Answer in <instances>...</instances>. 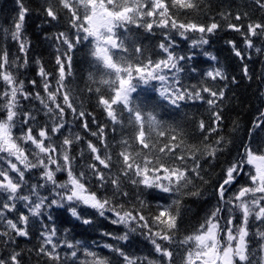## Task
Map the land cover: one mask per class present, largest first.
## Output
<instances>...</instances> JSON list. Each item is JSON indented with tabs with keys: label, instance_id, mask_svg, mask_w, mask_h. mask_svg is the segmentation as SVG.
Instances as JSON below:
<instances>
[{
	"label": "snow or ice",
	"instance_id": "1",
	"mask_svg": "<svg viewBox=\"0 0 264 264\" xmlns=\"http://www.w3.org/2000/svg\"><path fill=\"white\" fill-rule=\"evenodd\" d=\"M255 3L264 10V0H255ZM57 4L58 7L49 3L44 8L46 16L56 21L60 10H65L68 23L75 31L72 36L61 31L54 37L58 53L55 59V88L51 83L52 74L45 71L39 60L35 61L43 94L40 91L28 92L24 81L16 74L28 66L30 45L24 34V25L29 9L24 0H16L18 11L11 29H3L6 37L18 45L21 55L10 59L7 49L0 50V84L3 86L0 88V242L9 247L16 244L17 237L30 238L31 218L46 217L51 221L54 219L51 214L53 208H66L75 220L90 225L93 220L78 211L83 206L110 220L111 224L127 229L119 235L103 232V236L127 243L130 233L142 230L140 234L153 246L158 257L134 256L117 245L103 244V248L119 258L117 264H174V252L170 246L176 243L183 246L181 264H264V230L261 227H257L255 233L250 230V222L264 226V149L254 151L250 145H245L244 152L225 169L216 188L218 205L194 232L176 240L183 197L201 195L194 184V178L204 181L200 160H214L217 153L224 150L221 147L224 137H218L214 144L204 143L202 147L189 144L182 130L166 125L158 112L165 105L180 108L181 102L186 101L206 103L212 112L214 125L203 138L207 141L211 133L218 130L222 120L220 111L216 109L225 93L223 89L217 91L206 84L198 88L185 87L181 74L186 71L185 63L192 61L196 53L177 55L171 33L190 40L191 49H202L209 44L208 37L216 33L220 24L215 20L207 25L184 22L172 11H199L197 0H57ZM221 15L228 20L231 14ZM242 18L240 14L235 16L237 21ZM129 26L143 28L149 33L154 28L165 30L162 33L163 41L158 45L160 58L144 57V50L139 44L129 46L118 33L119 29L128 32ZM227 27L241 33L247 49L254 48L253 38L264 39V23H249L246 32L239 24L229 22ZM189 33L199 35L190 37ZM82 43L90 46L89 55L99 73L98 77L90 75L89 79L97 87L88 91L97 94V105L113 125V132L117 131V125L123 129L125 121L132 129L130 135L121 137L116 161L107 142V126L98 125L95 131L89 127L87 117L93 114L76 108L65 83L67 77L72 75V53ZM228 44L234 55L243 60L244 53L235 43L228 41ZM61 46H64L63 51ZM256 51L261 50L257 48ZM203 55L211 61L217 59L206 51ZM190 71L195 72L196 69L191 68ZM244 74L248 76L246 66ZM204 75L212 81L227 80L219 67ZM30 83L34 88L37 86L36 80ZM157 83L159 87H156ZM141 89L145 93L149 89L155 91L159 99L145 96L141 100L139 95H134ZM105 90L108 95L102 94ZM204 94L209 98L206 99ZM31 100L38 101L40 108L30 109L24 103ZM69 112L103 146L102 151L92 141L87 142L93 162L86 165L87 170L82 168L78 173L74 170L75 157L71 153L73 145L83 137L64 134ZM39 113H43L46 121H41ZM260 117L264 118V112ZM261 118L254 127L264 123ZM93 123H96L94 116ZM198 127L201 132L205 131L203 120ZM114 165L119 166L118 174L112 173ZM36 171L39 180L30 183L28 174H35ZM57 173H65L66 179L58 181ZM242 176L247 178V182L226 196ZM122 178L137 189L145 190L137 193L139 208L134 205L126 209L123 203L115 202L117 197L129 196L122 187ZM91 179H95L97 187L101 189L110 185L111 197L100 196L90 190ZM144 196L157 201L170 197L171 203H158L156 213L145 216L142 209L148 202L142 198ZM225 208L228 212L226 217L222 215ZM10 213H15L16 218H11ZM57 232L53 224L51 227L44 225V230L39 234L41 243L38 254L47 257L53 264H77V261L79 264H113L109 257L98 255L96 251L82 246L80 241L69 240L66 232L63 239L58 238ZM253 238L257 241L255 248ZM60 249L70 251L62 258ZM81 250L83 256L90 259H80ZM0 264H23L22 252L13 247L7 257L0 258Z\"/></svg>",
	"mask_w": 264,
	"mask_h": 264
},
{
	"label": "trees",
	"instance_id": "2",
	"mask_svg": "<svg viewBox=\"0 0 264 264\" xmlns=\"http://www.w3.org/2000/svg\"><path fill=\"white\" fill-rule=\"evenodd\" d=\"M200 5V10H188L187 12H178L173 9V13L177 14L179 18L184 21H194L199 24H210L213 20L220 24V28L216 30L214 35L208 37L209 44L204 45L203 48L191 49L189 47L190 40L182 39L175 32L171 33L175 41L174 51L177 55H186L189 52H195L194 59L185 63L186 71L181 74L182 82L185 87L191 88L192 86L200 87L202 84L213 87L214 90H224V99L218 102V107L222 116L219 123L218 130L211 133L208 140L203 138L207 135V130L213 127L212 112L206 103L200 101L181 102L180 108H174L165 105L159 110L158 115L163 119L166 125H172L182 130L187 143L202 145L204 143L214 144L218 137H224V143L221 147L223 151L217 153L216 158L201 159V175L204 181L194 178L195 187L199 188L201 195L199 197H183L182 214L179 220L180 230L176 236V240L183 239L185 235L191 234L196 230L206 216L218 205V196L216 188L224 176L225 169L239 158L244 152V146L250 145L254 151L264 149V123L260 127H254L258 122L260 114L264 112V39L255 37L254 48L247 49L244 45V37L241 33L233 31L227 27L229 22L239 24L242 26V31H247L249 23H264V10L260 9L255 3V0H197ZM25 6L28 7L29 13L25 18L24 34L29 42L28 48V66L19 70L16 74L20 80L24 81L25 89L28 92L35 93L40 91L43 94L41 85V78L37 75L38 66L35 63L39 60L44 66L45 71L52 74L51 83L55 88V78L57 75V65L55 63L57 42L54 37L61 31L67 32L70 36L74 34L68 23V14L65 10H60L59 18L56 21H51L44 12V8L49 4L58 7L57 0H24ZM18 8L16 0H0V50L7 49L10 59L21 54L18 51V45L13 42L10 37H6L3 29H11L14 18L16 17ZM231 14L228 20H225L221 14ZM240 14L243 18L240 21L235 20V16ZM245 14H247L245 16ZM165 30L154 28L152 33L144 31L143 28H136L129 26V31L124 32L119 29L118 33L126 42L131 45L133 43L139 44L143 51V56H151L153 59L160 58L158 45L163 41L162 33ZM199 34L189 33L190 37L198 36ZM228 41H233L238 49L244 53V59L236 57L232 51L231 45ZM64 46H61L63 51ZM259 48L261 51L257 52ZM90 46L82 43L76 46L72 53V75L67 77L65 81L68 84L70 94L73 98V103L78 110L83 109L85 112H90L93 115L87 117L89 127L95 131L98 125H106V138L110 146V151L113 160L118 159L117 153L120 151V139L122 136L127 137L131 134L132 129L127 126L120 128L119 125L115 126L117 131L113 132V125L107 119L106 114L97 105V94L95 91L89 92L88 89H95L97 87L90 79V75L95 74L97 77L99 73L96 72L92 58L89 55ZM208 52L214 55L217 59L211 61L207 59L203 52ZM250 57V58H249ZM248 69V76L244 74V67ZM221 68L227 80L217 79L212 81L204 75L207 71L213 68ZM195 68L196 71H190ZM13 71H16L13 69ZM250 77V78H249ZM233 79L235 82H233ZM36 80L37 86L34 88L30 81ZM155 83V82H154ZM0 84V88H2ZM156 87H159L158 83ZM102 94L108 95L105 91ZM140 99H145V96L155 97L159 99L158 93L151 89L145 93L142 89L138 90ZM205 98H209L204 94ZM30 109L40 108L39 102L31 100L24 102ZM2 115V113H0ZM93 116L96 123H93ZM126 116V114H125ZM41 121H46L43 113H39ZM264 119V118H261ZM203 120L205 123V131L199 130V122ZM67 125L64 130L65 135L79 134L83 139L73 145L72 155L75 157L74 170L79 171L86 169L88 163H92L90 153L87 150V142L92 141L103 151V146L99 144L96 137L91 136L81 126L80 120L72 116L71 112L66 117ZM19 132V128L16 129ZM62 139V137H61ZM138 147V146H136ZM83 152V156H81ZM179 163V162H177ZM192 163L191 160L188 161ZM108 172V170H104ZM119 166L114 165L112 168L113 174H118ZM30 183H35L39 180V173H29ZM66 179L65 173H57V180L64 181ZM247 182V178L242 176L238 178V183L232 186L226 196L231 195L240 184ZM97 181L91 179L89 182L90 190L97 192L100 196L112 195L111 186L101 189L97 187ZM122 187L129 193L128 197H117L116 203H123L126 209H131L134 205L139 208V201L137 200V193L144 192L143 188L137 189L131 183L122 178ZM192 187V186H190ZM45 194H48L47 192ZM147 200V206L142 209L145 216L155 214L157 211L158 203H171V198L166 197L164 201L154 200L150 196L142 197ZM19 207V206H18ZM21 211H25L20 208ZM78 211L93 220L90 225H84L80 221L71 217L66 208H53L51 214L53 220L49 221L45 218H31L29 224L30 238L17 237L16 244L13 246L5 247L0 242V258L7 257L15 247L17 251L22 252L23 264H53L47 257L38 254L40 247L41 237L40 232L44 230V225L51 227L53 224L57 228V236L63 239L65 232L67 238L73 242L80 241L82 246H86L89 250L96 251L98 255L107 256L113 264H117L118 257L108 249L103 248V244L109 243L122 247L128 254L143 257L145 255L153 258H158L153 250V246L140 234L142 230H137L135 233L129 234V241L121 243L112 240L107 236H103V232H110L114 234H123L127 229L122 225H113L110 220L100 217L94 210L81 206ZM111 216L110 213H106ZM225 217L228 215L225 208L222 214ZM9 216L13 219L16 218L15 213H10ZM239 219V217H237ZM223 223V221H222ZM257 227L264 230V226L258 225L256 222H250V230L255 233ZM164 243V242H160ZM257 246V241L253 238V247ZM174 252V264H181V257L183 255V246L178 243L170 246ZM70 250L60 249L61 256ZM80 259H90L83 256V251L79 253ZM79 264V261H77Z\"/></svg>",
	"mask_w": 264,
	"mask_h": 264
}]
</instances>
